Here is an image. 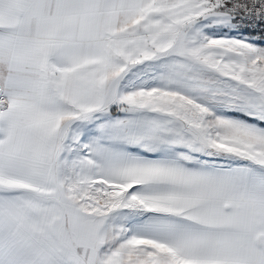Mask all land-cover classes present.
Segmentation results:
<instances>
[{
    "label": "snow or ice",
    "instance_id": "obj_1",
    "mask_svg": "<svg viewBox=\"0 0 264 264\" xmlns=\"http://www.w3.org/2000/svg\"><path fill=\"white\" fill-rule=\"evenodd\" d=\"M0 264H264V0H0Z\"/></svg>",
    "mask_w": 264,
    "mask_h": 264
}]
</instances>
